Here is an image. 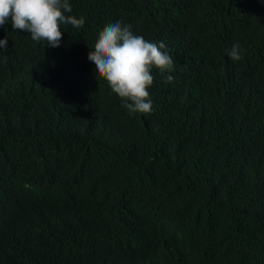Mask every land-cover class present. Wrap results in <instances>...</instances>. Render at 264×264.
Instances as JSON below:
<instances>
[{"label":"trees","instance_id":"1","mask_svg":"<svg viewBox=\"0 0 264 264\" xmlns=\"http://www.w3.org/2000/svg\"><path fill=\"white\" fill-rule=\"evenodd\" d=\"M68 3L59 47L0 26V264H264V0ZM115 22L174 61L148 114L83 60Z\"/></svg>","mask_w":264,"mask_h":264},{"label":"clouds","instance_id":"2","mask_svg":"<svg viewBox=\"0 0 264 264\" xmlns=\"http://www.w3.org/2000/svg\"><path fill=\"white\" fill-rule=\"evenodd\" d=\"M72 7L68 0H0V26L11 23L14 30L26 31L33 41H46L50 47H59L62 41L61 25L81 28L85 24L83 17L68 15ZM215 12L214 5L209 3L201 7L182 6L178 16L183 25L194 24L199 29L206 27L205 13L210 20ZM221 34L225 30L218 26ZM207 29L205 33H209ZM7 48V37L0 39V53ZM83 55L95 65L96 78L105 79L113 93L121 98V103L129 114H148L153 109L149 87L154 82L150 71L155 68L161 74L170 73L174 61L165 50L163 42L153 43L143 36L134 34L131 25L120 22L110 23L99 33L94 47ZM229 56L233 61L242 59L239 43L232 45ZM172 75H166V82L173 81Z\"/></svg>","mask_w":264,"mask_h":264}]
</instances>
